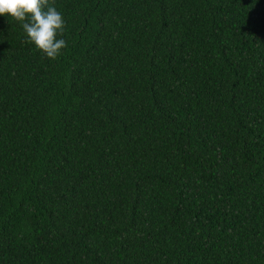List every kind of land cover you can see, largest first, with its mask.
<instances>
[{
  "label": "trees",
  "instance_id": "16d2710c",
  "mask_svg": "<svg viewBox=\"0 0 264 264\" xmlns=\"http://www.w3.org/2000/svg\"><path fill=\"white\" fill-rule=\"evenodd\" d=\"M55 60L0 15V264H264V0H55Z\"/></svg>",
  "mask_w": 264,
  "mask_h": 264
},
{
  "label": "clouds",
  "instance_id": "9594fccd",
  "mask_svg": "<svg viewBox=\"0 0 264 264\" xmlns=\"http://www.w3.org/2000/svg\"><path fill=\"white\" fill-rule=\"evenodd\" d=\"M54 5L55 0H0V15L19 22L27 41L52 60L68 47L63 38L66 21Z\"/></svg>",
  "mask_w": 264,
  "mask_h": 264
}]
</instances>
